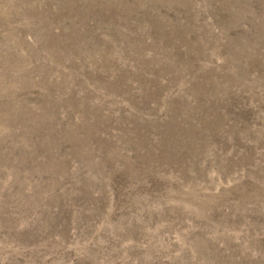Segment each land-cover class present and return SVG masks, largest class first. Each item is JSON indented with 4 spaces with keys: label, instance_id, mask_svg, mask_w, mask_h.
I'll use <instances>...</instances> for the list:
<instances>
[{
    "label": "rangeland",
    "instance_id": "1",
    "mask_svg": "<svg viewBox=\"0 0 264 264\" xmlns=\"http://www.w3.org/2000/svg\"><path fill=\"white\" fill-rule=\"evenodd\" d=\"M0 264H264V0H0Z\"/></svg>",
    "mask_w": 264,
    "mask_h": 264
}]
</instances>
